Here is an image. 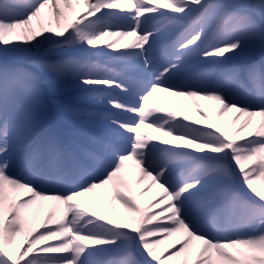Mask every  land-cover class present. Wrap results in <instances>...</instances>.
Listing matches in <instances>:
<instances>
[{
    "label": "snow or ice",
    "instance_id": "snow-or-ice-1",
    "mask_svg": "<svg viewBox=\"0 0 264 264\" xmlns=\"http://www.w3.org/2000/svg\"><path fill=\"white\" fill-rule=\"evenodd\" d=\"M66 89L101 134L25 139ZM0 264H264V0H0Z\"/></svg>",
    "mask_w": 264,
    "mask_h": 264
},
{
    "label": "bare ground",
    "instance_id": "bare-ground-1",
    "mask_svg": "<svg viewBox=\"0 0 264 264\" xmlns=\"http://www.w3.org/2000/svg\"><path fill=\"white\" fill-rule=\"evenodd\" d=\"M54 26V25H53ZM130 42V41H127ZM166 54V49L163 51H158L157 55L158 57H163ZM104 62L105 63H111L110 61H108V59L105 57L104 58ZM231 65H224L222 66L221 70L227 69L228 67H230ZM157 95L163 97V99L168 103V106L171 110L173 111H177L181 114V118L183 115H189L192 117V119L194 120H200V117L196 114V108L195 106L198 105L202 111L207 112L208 115L210 117L213 118V120L215 119V110L218 107V105L215 104V102L212 101H204V100H194V99H188V98H182V97H174V96H168L165 93H158ZM150 103L156 104L157 107H162V105L159 104V102H157L155 99L150 100ZM95 107L97 108H104L106 107V104L101 105L99 103V105H96ZM233 113H227L226 115H224L221 120H220V127L224 130H227L228 127L231 125V119L233 117ZM245 118L241 117V120L237 122V126L239 125V123H241ZM204 121H200V124L198 126H203L204 125ZM83 131H85V129H83ZM142 132L148 134V135H153V136H158V133L153 132L151 129H142ZM21 147L23 146V144L20 145ZM135 178V173L134 172H130L129 173V182H131L132 180H134ZM150 183L149 180L145 179V181L143 182V184L141 185V187L147 186ZM259 187V186H258ZM101 193V190H97L96 195L99 196ZM159 194V189H157L155 186H153L151 188V190L148 192V194L142 198L139 199V203L141 204H145L148 201H150L151 199H153L155 196H157ZM107 198V195H106ZM115 205V214H114V218H119L120 216L123 215V209L120 208V206L118 204H114ZM47 207V204L45 203V208ZM155 211H159V209H153ZM152 210V211H153ZM43 217V212H40L39 217L35 220V222L32 224V227H38L40 220ZM42 230V229H41ZM24 237H17L16 239V243L20 244L23 241ZM177 237H173L171 239H169L168 241L165 242V244L161 245V251H163L164 248L168 247L169 245H171L172 243H174L176 241ZM26 246V245H25Z\"/></svg>",
    "mask_w": 264,
    "mask_h": 264
},
{
    "label": "rangeland",
    "instance_id": "rangeland-1",
    "mask_svg": "<svg viewBox=\"0 0 264 264\" xmlns=\"http://www.w3.org/2000/svg\"><path fill=\"white\" fill-rule=\"evenodd\" d=\"M101 59H103V61L105 60L104 58ZM81 95L83 94L77 89H66L61 94H49L45 92L41 102L32 108L34 124L29 128L25 139H34L45 130L56 132L62 140L78 139L81 136L90 134H101L97 129L94 128H78L69 125L58 114V104L73 100L74 98ZM99 103L100 102L97 101L96 105H99ZM51 108L56 112L59 121L58 126L50 125L49 123ZM100 110H103V108H100ZM83 129H85V131H83ZM112 206L115 208L114 204Z\"/></svg>",
    "mask_w": 264,
    "mask_h": 264
}]
</instances>
